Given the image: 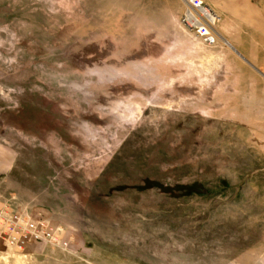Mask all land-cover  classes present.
Instances as JSON below:
<instances>
[{"label":"rangeland","instance_id":"rangeland-1","mask_svg":"<svg viewBox=\"0 0 264 264\" xmlns=\"http://www.w3.org/2000/svg\"><path fill=\"white\" fill-rule=\"evenodd\" d=\"M185 9L0 0V198L56 233L9 264L259 263L264 66Z\"/></svg>","mask_w":264,"mask_h":264},{"label":"crops","instance_id":"crops-1","mask_svg":"<svg viewBox=\"0 0 264 264\" xmlns=\"http://www.w3.org/2000/svg\"><path fill=\"white\" fill-rule=\"evenodd\" d=\"M222 20L230 25L222 27L221 33L228 36L232 48L241 52L244 60L253 66H264V0H204ZM220 31V30H219ZM243 36H259L255 38H244ZM13 155L11 151L0 146V176L11 168ZM0 198V207L4 205ZM8 211V209H7ZM60 240H69L62 234ZM47 245L44 241H32L23 248L25 251L39 253ZM8 247V248H7ZM71 247V246H70ZM3 239L0 238V252L9 249ZM264 264V253L259 263Z\"/></svg>","mask_w":264,"mask_h":264},{"label":"built area","instance_id":"built-area-1","mask_svg":"<svg viewBox=\"0 0 264 264\" xmlns=\"http://www.w3.org/2000/svg\"><path fill=\"white\" fill-rule=\"evenodd\" d=\"M203 8L200 0H188L183 19L191 25L197 34L203 37L205 42L211 45L214 44V36L212 31L206 29L205 26L212 25L214 18ZM47 225L46 220L30 221L28 216H22L15 210L10 214H5L4 210L0 209V238L7 245L22 247L31 240L46 243L56 241L55 231L52 228L47 229ZM60 245L64 248L67 247L65 241H61Z\"/></svg>","mask_w":264,"mask_h":264},{"label":"bare ground","instance_id":"bare-ground-1","mask_svg":"<svg viewBox=\"0 0 264 264\" xmlns=\"http://www.w3.org/2000/svg\"><path fill=\"white\" fill-rule=\"evenodd\" d=\"M201 1V5H202V7H204L203 9L207 12H209L210 13V16H212L213 18H214V23L212 24V25H209V26H205L206 27V29H208L209 31L211 30L212 31V35L214 36L213 38H214V44H208L207 42H205L204 41V39H203V37L201 36V35H199V34H197L195 31H194V29H192V27H191V25H189L186 21H185V23L187 24V27H189V29L190 30H192L193 31V33L198 37V38H200L201 40H202V42H204L206 45H208V46H213V45H215V44H217V32H216V25H217V23L221 20V16H219L218 15V13L217 12H215L206 2H204V0H200ZM184 2H185V5H186V7H187V2H188V0H184ZM219 39H221L222 41H223V43L227 46L228 45V42L227 41H225L220 35H219ZM4 203V205L2 206V207H0V209H3L4 210V213L5 214H10V212L9 211H7V204L5 203V202H3ZM25 215V214H24ZM23 216V215H22ZM28 216V215H27ZM29 217V216H28ZM29 220L30 221H35V220H32L30 217H29ZM47 229H49L48 227H47ZM50 230V229H49ZM33 240H31L30 242H28V243H26V244H30L31 242H32ZM67 243V242H66ZM6 244V243H5ZM26 244L24 245V246H22V247H18V246H16V245H7L6 244V246H9L10 248H15V249H23L25 246H26ZM8 248V247H7ZM14 260H15V262H17V261H20V259H19V257H15L14 258ZM0 262H3V264H9L10 263V261L8 260V255L7 254H4V253H1V255H0Z\"/></svg>","mask_w":264,"mask_h":264}]
</instances>
